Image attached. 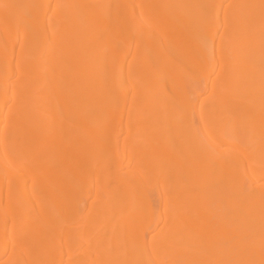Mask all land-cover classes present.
<instances>
[{
    "label": "bare ground",
    "instance_id": "bare-ground-1",
    "mask_svg": "<svg viewBox=\"0 0 264 264\" xmlns=\"http://www.w3.org/2000/svg\"><path fill=\"white\" fill-rule=\"evenodd\" d=\"M0 264H264V0H0Z\"/></svg>",
    "mask_w": 264,
    "mask_h": 264
},
{
    "label": "rangeland",
    "instance_id": "rangeland-1",
    "mask_svg": "<svg viewBox=\"0 0 264 264\" xmlns=\"http://www.w3.org/2000/svg\"><path fill=\"white\" fill-rule=\"evenodd\" d=\"M155 210H156V213H159V212H163L164 211L163 208H158L157 205H155Z\"/></svg>",
    "mask_w": 264,
    "mask_h": 264
}]
</instances>
